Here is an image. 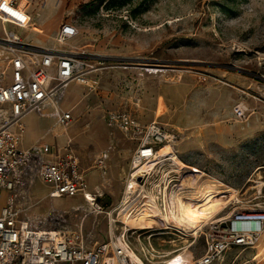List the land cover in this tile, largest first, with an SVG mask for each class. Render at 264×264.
Segmentation results:
<instances>
[{
    "label": "rangeland",
    "instance_id": "obj_1",
    "mask_svg": "<svg viewBox=\"0 0 264 264\" xmlns=\"http://www.w3.org/2000/svg\"><path fill=\"white\" fill-rule=\"evenodd\" d=\"M18 1L30 14L32 30L8 23L7 29L51 46L59 26L70 22L79 31L70 42L105 58L107 65L93 77L92 89L68 84L59 103L71 113L67 126L53 116L28 115L25 145L48 144L44 156L53 159L70 138L88 190L99 188L98 201L111 208L122 196L138 141L108 126L105 116L126 110L142 123L166 127L185 167L239 190L235 200L195 229L201 227L198 234L183 231L174 240L155 236L151 243L159 252H172L165 264H193L205 252L203 233L212 221L264 202V0ZM237 106L243 110L240 117L234 113ZM102 151L108 152L103 175L97 164ZM49 188L37 181L26 198L31 206L19 217L45 226L55 207L67 212L66 231L76 230L88 208L84 197L51 198ZM2 194L1 205L8 191ZM83 226L89 241L107 240L105 215L91 214ZM127 242L144 261L140 246L147 241L141 244L130 235ZM211 264H264V237L251 247H231Z\"/></svg>",
    "mask_w": 264,
    "mask_h": 264
},
{
    "label": "built area",
    "instance_id": "obj_2",
    "mask_svg": "<svg viewBox=\"0 0 264 264\" xmlns=\"http://www.w3.org/2000/svg\"><path fill=\"white\" fill-rule=\"evenodd\" d=\"M0 22V202L3 190L8 191L5 202L0 204V264H165L171 251L159 252L151 240L166 235L174 240L193 231H185L174 219L147 222L149 217L144 214V208L152 207L169 215L171 210L176 211V196L191 189L173 159L160 154L163 144L172 146V134L162 124L142 123L126 110L106 113L108 126L117 127L138 143L130 155L122 196L118 203L105 209L98 201L103 192L97 187L88 190L89 182L72 151L70 138L62 147L64 151L57 149L53 159L44 156L50 150L48 144L21 146L24 119L30 114L53 116L60 126H67L71 113L59 106L65 89L70 82L94 88L93 77L107 67L105 58L70 42L79 33L70 22L59 26L56 45L51 46L7 29V23L32 28L30 14L18 0H0ZM234 110L236 116L243 115L241 107ZM107 157L108 152L102 151L97 158L102 175ZM39 180L50 186L46 196L51 198L82 194L88 208L76 230L66 231L67 212L55 207L45 226L19 217L31 206L26 198L32 196ZM124 206H128L131 215L142 217L141 224L129 226L122 220L118 213ZM91 214L106 216V241H89L83 223ZM200 228L194 230L195 235ZM262 233L264 202L251 209H235L209 224L203 233L205 252L193 264H211L231 247H251ZM130 235L141 244L147 241V246H140L144 261L130 248Z\"/></svg>",
    "mask_w": 264,
    "mask_h": 264
},
{
    "label": "bare ground",
    "instance_id": "obj_3",
    "mask_svg": "<svg viewBox=\"0 0 264 264\" xmlns=\"http://www.w3.org/2000/svg\"><path fill=\"white\" fill-rule=\"evenodd\" d=\"M160 154L169 155L171 159H173L177 171L186 178L191 189L184 192L179 197L176 196V211L171 210L169 215L161 214L159 210L152 207L144 208V214L149 217L147 222L153 219H174L192 231L201 223L207 221L214 212H216V215L222 211L232 201V198L234 199L235 196L238 195V189L232 188L219 179L204 172L200 171L196 173L185 167L186 164L179 159L171 145L163 144L160 148ZM182 198H185L187 201ZM118 215L121 216L122 220L129 224V226H134L138 223L141 224L142 217L139 216V214L131 215L128 206H124L119 211ZM194 233L193 231V234ZM261 235L260 237L262 239L264 233ZM186 247L180 248L177 251ZM173 252H175V250ZM170 254H172V252H170ZM132 257H134L133 254Z\"/></svg>",
    "mask_w": 264,
    "mask_h": 264
},
{
    "label": "crops",
    "instance_id": "obj_4",
    "mask_svg": "<svg viewBox=\"0 0 264 264\" xmlns=\"http://www.w3.org/2000/svg\"><path fill=\"white\" fill-rule=\"evenodd\" d=\"M24 135H25V134H24ZM23 142H24V136H23V139H22V141H21V146H22V147H29V146H31L32 144L36 143V141H29V143L25 145ZM62 147H63V146H62ZM59 149H61V148H59ZM107 158H108V157H107ZM107 158H106V159H107ZM106 159L104 160V164H105ZM105 167H106V164H105Z\"/></svg>",
    "mask_w": 264,
    "mask_h": 264
}]
</instances>
